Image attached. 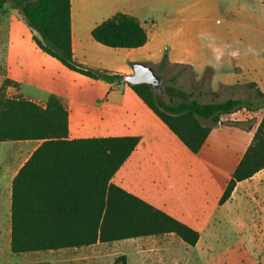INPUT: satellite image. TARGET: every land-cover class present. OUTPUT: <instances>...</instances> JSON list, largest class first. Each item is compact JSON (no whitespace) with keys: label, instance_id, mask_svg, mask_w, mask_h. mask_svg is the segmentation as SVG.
I'll return each instance as SVG.
<instances>
[{"label":"crops","instance_id":"obj_1","mask_svg":"<svg viewBox=\"0 0 264 264\" xmlns=\"http://www.w3.org/2000/svg\"><path fill=\"white\" fill-rule=\"evenodd\" d=\"M83 1L91 5L85 9L86 11L78 9L79 2ZM217 2V0H70L73 58L88 68L106 70L124 77L131 64L159 63L166 50L169 64L191 66L197 72L210 67L214 72L221 74L218 80L226 85H234L249 73L246 67L254 66L255 70V67L264 65V60H261L256 52L252 54L247 49L234 48L236 42L246 40L239 34L233 38L230 46L225 48L226 53L215 48L214 60L212 62L205 60L203 54L206 49L205 36L216 33L210 28L213 26L209 17L220 8ZM225 5L235 13L242 8L235 0H225ZM148 8L153 10L149 14L151 17L146 13ZM170 8L174 11L170 12ZM115 13L138 19L148 38L143 47L132 50L110 49L99 44L98 47L90 41L88 36L92 29ZM2 21L0 88L7 79L16 84V86L10 84L5 88L4 95L7 98L20 96L44 106L48 97L31 96L22 91L25 84L23 72L28 73L29 66L38 61L40 70L35 76L34 87L38 93H43L41 82L45 84L51 79L53 72L65 73L64 70L67 69L34 45L32 37L37 34L25 23L17 10L12 8L6 11L0 16V22ZM244 29L247 28L241 27V32H244ZM253 30H256L258 36L264 37V29ZM228 63L230 67L225 68V64ZM231 72H238L240 75ZM103 84L107 92L103 104L99 107H83L71 111L72 100L66 93L49 90L48 94L60 99L67 109L69 140L139 137L136 149L112 178L113 184L195 230L199 237H222L219 235L218 227L223 226L239 230V237H244L247 241L248 237H264V169L251 178L238 182L230 198L222 205H218L229 177L241 158L233 160L232 149L227 147L229 141L224 139L220 127L212 129L199 153L192 155L171 136L169 131L171 135L163 130L156 116L125 84L122 82ZM161 133L165 140L160 138ZM40 143L41 141L37 140L0 143V219L5 221L0 230V237H3L0 243H3L5 250L9 252L12 182ZM170 236L174 235L165 234L158 237ZM94 245L56 251L70 250L80 253L81 250ZM260 250L264 257V246ZM51 252L54 251L36 254ZM74 260L78 261V257L76 256Z\"/></svg>","mask_w":264,"mask_h":264},{"label":"trees","instance_id":"obj_2","mask_svg":"<svg viewBox=\"0 0 264 264\" xmlns=\"http://www.w3.org/2000/svg\"><path fill=\"white\" fill-rule=\"evenodd\" d=\"M17 10L36 32L34 45L67 70L90 80L122 82L166 129L196 155L212 127L238 109L245 100L201 104L173 85L164 88L166 101L147 85H128L123 76L77 63L72 54L70 0H0ZM91 39L110 49H138L147 41L140 22L115 13L95 26ZM168 64L164 51L159 70ZM175 79H170L173 83ZM5 79L0 88V143L41 141L12 182L10 244L12 254L56 251L172 234L194 248L199 234L112 183L140 139L137 136L68 139V112L60 99L49 95L44 106L22 97L7 98ZM16 86V84H13ZM249 86L256 88L251 83ZM264 101V93L256 89ZM264 169V112L249 146L231 173L218 205L226 202L238 182ZM117 260L125 261L124 256ZM45 264V263H42Z\"/></svg>","mask_w":264,"mask_h":264},{"label":"rangeland","instance_id":"obj_3","mask_svg":"<svg viewBox=\"0 0 264 264\" xmlns=\"http://www.w3.org/2000/svg\"><path fill=\"white\" fill-rule=\"evenodd\" d=\"M217 1L220 8L210 17L208 16L213 26L210 28L216 33L205 36L204 46L206 49L203 52L205 60L210 62L214 60L215 48L220 51L224 50L226 53L225 48L230 46L231 41H234L233 38L238 34L243 35L246 40L241 43L236 42L234 48H244L252 54L256 52L259 58L264 60V37L258 36L255 33L256 30H253L264 29V0H235L236 3L242 5L238 13L227 9L225 0ZM88 4L85 1L79 2L78 9L86 11L85 9L91 7ZM120 6L122 9V5ZM10 9H12L10 3L4 5L0 9V16ZM152 11L148 8L147 15ZM169 11H174V9L170 8ZM151 16L149 15V17ZM2 24L3 21L0 22V26ZM241 27L247 29L241 32ZM88 37L94 45L98 46L90 36ZM164 51L166 52V50ZM144 64L149 66L154 74L162 80V85L154 93L165 101L167 97L164 88L171 85L185 93L192 94V98L201 104L224 102L228 99L249 101L252 105L251 108L238 109L228 118H221L220 124L212 127V129L221 128L220 132L223 133L224 139L229 141L227 147L232 149L230 151L233 160H238L241 157L249 146L254 128L264 112V101L256 95V89L264 93V65H260L262 67L259 68L255 67L256 71L253 70L254 66L247 65L249 73L245 74L244 78L239 80L240 82L230 86L218 80L221 74L214 72L210 67H205L201 72H197L191 66L168 63L161 71L159 63ZM229 67V63L225 64V68ZM29 69L28 73L23 72L25 84L22 86V91L25 94L40 95V97L46 98L49 96V90H59L71 97V111L83 107H99L103 104L107 92L103 83L106 82L93 81L64 70L65 73L53 72L51 79L45 84L40 81L43 93H38L34 87L36 86L35 76L40 70L38 61L30 65ZM231 74L240 75L238 72H231ZM126 75H132L131 68L128 69ZM173 78L175 81L170 83V79ZM251 83L255 84L256 88L249 86ZM158 123L164 131L170 134L160 121ZM159 136L165 140L162 133ZM171 136L176 139L173 135ZM176 141L178 140L176 139ZM2 220L0 219L2 222L0 230L5 222L4 219ZM218 229H220L219 235L222 237H199L195 248L187 247L174 236L99 243L81 250L80 253L61 250L50 254H11L9 250H5L4 244L0 243V264H264L263 253L260 250L264 246V237H248L247 241L244 237H239V230L237 231L233 227L223 226ZM76 256L78 261L74 260ZM122 256L125 258L124 262L117 260Z\"/></svg>","mask_w":264,"mask_h":264},{"label":"water","instance_id":"obj_4","mask_svg":"<svg viewBox=\"0 0 264 264\" xmlns=\"http://www.w3.org/2000/svg\"><path fill=\"white\" fill-rule=\"evenodd\" d=\"M130 68L132 75H125L123 78L124 83L128 85H147L153 94H155L153 87L162 85V80L154 74L149 66L143 63H133Z\"/></svg>","mask_w":264,"mask_h":264},{"label":"flooded vegetation","instance_id":"obj_5","mask_svg":"<svg viewBox=\"0 0 264 264\" xmlns=\"http://www.w3.org/2000/svg\"><path fill=\"white\" fill-rule=\"evenodd\" d=\"M158 87H159L158 85L153 87L154 92L156 89H158Z\"/></svg>","mask_w":264,"mask_h":264}]
</instances>
